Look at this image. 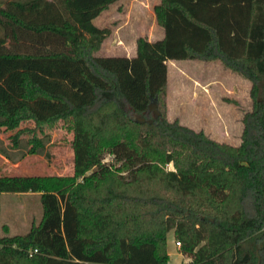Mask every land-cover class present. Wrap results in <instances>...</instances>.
<instances>
[{
	"label": "trees",
	"instance_id": "obj_1",
	"mask_svg": "<svg viewBox=\"0 0 264 264\" xmlns=\"http://www.w3.org/2000/svg\"><path fill=\"white\" fill-rule=\"evenodd\" d=\"M113 1L0 5V126L70 116L74 133L72 174H0V192L38 193L42 209L0 233V264H170L169 230L185 264H264V0H160L162 38L99 55L94 18ZM168 59L218 60L251 82L238 145L167 117Z\"/></svg>",
	"mask_w": 264,
	"mask_h": 264
},
{
	"label": "rangeland",
	"instance_id": "obj_2",
	"mask_svg": "<svg viewBox=\"0 0 264 264\" xmlns=\"http://www.w3.org/2000/svg\"><path fill=\"white\" fill-rule=\"evenodd\" d=\"M5 0H0V5ZM155 0H115L94 22L107 28L96 54L129 53L140 34L157 36L152 28ZM167 117L196 130L202 129L218 141L237 144L244 111L251 108V82L222 66L220 61L170 60L168 63ZM136 117L143 116L140 114ZM152 118L151 111L146 114ZM35 135L42 147L31 152L30 138ZM73 120L70 116L35 125L25 120L15 128L0 126V174H72ZM103 161H112L105 153ZM168 168L172 164L166 165ZM42 209L38 193L0 192V233H24L31 222H38ZM173 230L167 233L170 264H185L189 259L175 243Z\"/></svg>",
	"mask_w": 264,
	"mask_h": 264
},
{
	"label": "crops",
	"instance_id": "obj_3",
	"mask_svg": "<svg viewBox=\"0 0 264 264\" xmlns=\"http://www.w3.org/2000/svg\"><path fill=\"white\" fill-rule=\"evenodd\" d=\"M160 2V0H155V3L152 5V9H151V12H152V15H153V17H152V28H154V29H157V32H158V34H157V36H151V35H148V33H147V36L145 35V34H140V35H138V36H144V37H146L148 40H150V41H153V40H156V39H159V38H162L163 36H164V29H163V27L160 25V24H158V22H157V20H156V16H155V12H154V9H153V7H154V5L155 4H157V3H159ZM106 9V8H105ZM104 10V9H103ZM102 10V11H103ZM101 11V12H102ZM95 19V18H94ZM137 36V37H138ZM136 37V38H137ZM136 38H135V40H133V43H132V48H131V51L129 52V53H126V52H122L121 54H119V53H117L118 55H126V56H133V55H135L136 54ZM102 44V43H101ZM104 55H116V54H111V53H106V54H104ZM170 60H189V59H168L167 60V66H168V63H169V61ZM193 60H197V59H193ZM218 61V60H217ZM168 71H169V66H168V68H167V92H168ZM169 108V103H168V96H167V109ZM243 127V126H242ZM242 130V129H241ZM242 132V131H241ZM241 134V133H240ZM240 141H241V135H240V139H239V141L237 142V144H233V145H238L239 143H240ZM229 143V142H228ZM231 144V143H230ZM168 251V250H167ZM168 254L170 255V253H169V251H168ZM186 259H189V257L187 256V258Z\"/></svg>",
	"mask_w": 264,
	"mask_h": 264
},
{
	"label": "water",
	"instance_id": "obj_4",
	"mask_svg": "<svg viewBox=\"0 0 264 264\" xmlns=\"http://www.w3.org/2000/svg\"><path fill=\"white\" fill-rule=\"evenodd\" d=\"M150 111L152 113V118H148L147 119L148 121H151L153 118L160 115V111L157 108V102L155 100H152L149 102L147 110H146V114H148ZM136 119L142 121V120H144V117L143 116H141V117L137 116Z\"/></svg>",
	"mask_w": 264,
	"mask_h": 264
},
{
	"label": "built area",
	"instance_id": "obj_5",
	"mask_svg": "<svg viewBox=\"0 0 264 264\" xmlns=\"http://www.w3.org/2000/svg\"><path fill=\"white\" fill-rule=\"evenodd\" d=\"M175 243H176V245L180 246V241L176 240ZM35 251H37V248H30L28 250L29 254H32Z\"/></svg>",
	"mask_w": 264,
	"mask_h": 264
}]
</instances>
